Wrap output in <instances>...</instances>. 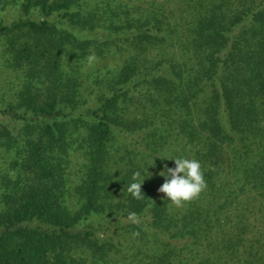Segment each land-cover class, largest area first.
Segmentation results:
<instances>
[{
    "label": "trees",
    "instance_id": "16d2710c",
    "mask_svg": "<svg viewBox=\"0 0 264 264\" xmlns=\"http://www.w3.org/2000/svg\"><path fill=\"white\" fill-rule=\"evenodd\" d=\"M11 7L0 264H264V0ZM165 156L202 166L181 207Z\"/></svg>",
    "mask_w": 264,
    "mask_h": 264
},
{
    "label": "clouds",
    "instance_id": "9594fccd",
    "mask_svg": "<svg viewBox=\"0 0 264 264\" xmlns=\"http://www.w3.org/2000/svg\"><path fill=\"white\" fill-rule=\"evenodd\" d=\"M168 159L174 160L175 167L169 168L165 165V170L160 173L165 178V182L159 188V192L166 194V200L171 204L181 207L185 202L197 197L206 188L202 166L199 161L185 157ZM140 175L139 172H136L133 180H138ZM142 184L132 183L129 191L139 195Z\"/></svg>",
    "mask_w": 264,
    "mask_h": 264
},
{
    "label": "rangeland",
    "instance_id": "374dc122",
    "mask_svg": "<svg viewBox=\"0 0 264 264\" xmlns=\"http://www.w3.org/2000/svg\"><path fill=\"white\" fill-rule=\"evenodd\" d=\"M21 17V11L19 8L11 7L8 8L6 11H0V22L9 25L13 21L19 19ZM15 74L2 66L0 62V86L1 90L6 88V86L10 83H13Z\"/></svg>",
    "mask_w": 264,
    "mask_h": 264
}]
</instances>
